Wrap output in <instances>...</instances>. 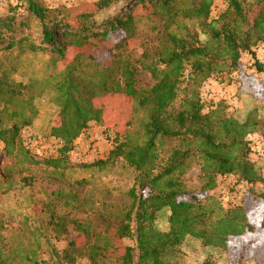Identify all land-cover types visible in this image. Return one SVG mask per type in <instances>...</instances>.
<instances>
[{
	"label": "trees",
	"instance_id": "trees-1",
	"mask_svg": "<svg viewBox=\"0 0 264 264\" xmlns=\"http://www.w3.org/2000/svg\"><path fill=\"white\" fill-rule=\"evenodd\" d=\"M16 1L41 27V44L31 49L47 51L53 63L64 59L71 44L77 46L92 38L103 40L117 30L131 33L135 6H149L159 15L164 37L151 59L144 52L138 66L121 59L89 75L69 64L58 73H49L44 81L31 80L27 84L0 76V110L9 115L11 123L5 126L0 116V144L5 158L13 160L17 154V165L22 169L40 163L20 139V131L30 127L38 114L34 90L38 91L37 97L43 93L50 95L51 104L58 109V123L50 127L49 137L62 142L60 157L44 160L45 165L55 169L65 164L73 142L90 123L104 125L106 129L119 123L118 113L103 100L108 96L127 97L134 105L132 113L140 110L144 115L137 124L126 121L129 132L122 141L114 138L109 154L136 173L134 187L128 193L131 202L120 214L116 235L127 238L134 233L137 253L134 255L132 248H126L122 264H181L179 247L188 240L199 242L208 251L222 252L227 258L229 239L251 231L252 227L241 204L225 206L209 194L216 188L218 177L234 175L250 188L259 186V191L251 194L264 203L262 166L250 161L251 148L246 140L264 128V114L254 108L245 120L238 121L226 114L222 104L204 113L199 88L214 76L233 73L242 52L249 51L253 43H264V0H255L250 8L244 0H225L226 8L216 18L211 15L213 0H195L191 7H183V0H132L134 5L129 11L103 21L101 26L93 21V13L77 15L76 23L71 25L58 21L55 12L39 0ZM109 1L103 0L98 6L104 7ZM180 15L198 22L208 36L204 44L182 24ZM13 20H0V45L8 39L2 49L14 48L25 41L11 40L16 30L27 31L16 29ZM185 67L190 76L176 103ZM256 70L264 79V64L257 63ZM139 71L150 74L154 81L150 88L135 87ZM103 163L70 165L93 167ZM194 167L198 175L192 179L187 175ZM193 181H197V187ZM9 183L4 174L0 194L6 193L5 186ZM164 215L166 227L162 229L158 220ZM259 226L264 229V218ZM32 234V248L21 244L13 247L0 235V264H55L39 259L40 236L35 230ZM97 250L96 247L89 250V264H98ZM64 259L66 264L74 262L66 254Z\"/></svg>",
	"mask_w": 264,
	"mask_h": 264
},
{
	"label": "rangeland",
	"instance_id": "rangeland-1",
	"mask_svg": "<svg viewBox=\"0 0 264 264\" xmlns=\"http://www.w3.org/2000/svg\"><path fill=\"white\" fill-rule=\"evenodd\" d=\"M102 1L39 0L43 6L55 12L58 21L64 20L71 25L76 23L77 15L93 13V21L97 26H101L103 21L129 11L130 6L134 5L132 0H110L106 6L99 7ZM254 1L244 0L245 6L252 7ZM194 2L195 0H183V7H191ZM225 8V0H213L212 18L219 16ZM132 13L134 25L130 29L131 33L117 30L103 40L92 38L77 46L71 44L64 53V59L53 63L51 54L47 51L36 52L31 49L32 46L37 48L41 44V27L38 20L24 8L18 7L16 0H0V20L14 19L13 26L16 29L27 28V31L16 30L15 38L11 39H24L19 46L2 49L1 46L4 47L8 39L0 45V76H10L16 82L27 84L31 80L44 81L49 73H58L69 64L89 75L94 74L97 69L108 68L121 59L138 66L137 62L142 61L144 52L151 59L154 51L161 46L164 34L161 28L162 20L151 7L135 6ZM250 13L253 16L252 10ZM179 20L198 35L201 44L207 41V34L200 29L194 18H184L180 15ZM57 39L60 43L63 42L60 36ZM261 43L264 44L253 43L249 51L242 52L239 66L233 73L214 76L200 86L199 99L204 113L212 110L214 105L222 104L226 114L238 121L245 120L254 108L258 109L260 115L264 114V79L256 70L257 63L264 64L258 59L259 53L256 49ZM189 76L190 71L185 67L176 103L182 97V89ZM206 83L208 86L204 87ZM153 84L154 81L148 72L139 71L136 74V88L144 90ZM34 94V105L38 114L30 127L20 131V139L23 143L24 136L30 135L37 142L38 150L47 152L54 146L49 133L50 127L58 123V109L51 104L50 95L47 93L37 97L38 91L34 90ZM103 101L112 106L113 111L119 115V123L109 129L104 125L88 127L91 133L99 135L96 142L102 147L101 152H104L101 159L88 165L101 161L104 162L103 166L76 167L70 165L67 157L65 164L55 169L44 164V160H47L45 155H35L40 163L22 169L17 165V154L13 160L5 158L3 146L0 144V180L5 174L10 182L5 186L6 193L0 194V224L3 226L0 235L11 246L21 244L23 247L32 248V232L35 230L37 236H40L39 259L50 263L66 264L63 263L67 262L64 259L66 254L73 258V264H89L88 252L92 247L98 248V264H122L126 248H132L136 255L135 234L127 238H118L116 235L120 214L125 212L131 202L128 193L134 187L136 173L121 159L109 157L114 145L107 143L106 132H112L118 142L122 141L129 132V128L125 126L126 121L129 119L137 124L144 113L138 110L133 114L134 105L130 103L129 98L121 95L108 96ZM0 116L3 124L10 126L9 115L0 110ZM82 135L80 138H89L86 134ZM251 139L254 141H250ZM246 140L251 148L249 158L262 166L260 173L264 178V128L248 136ZM7 167H10V170ZM197 175L198 170L194 167L187 176L194 179ZM192 184L198 186L197 181ZM219 184L229 189L230 184L225 180H221ZM255 190L259 191V186L250 188L247 185L236 192L237 200L244 208L252 230L229 239L227 258L222 252L208 251L199 242L188 240L179 247V262L264 264V229L261 230L259 226L264 217V203L251 194V191L256 192ZM214 191L215 189L209 195L214 196ZM227 191L228 195L233 194L232 189ZM136 194L139 196L140 191ZM158 225L162 229L166 227L165 215L160 216ZM54 252L56 256L52 255Z\"/></svg>",
	"mask_w": 264,
	"mask_h": 264
},
{
	"label": "built area",
	"instance_id": "built-area-1",
	"mask_svg": "<svg viewBox=\"0 0 264 264\" xmlns=\"http://www.w3.org/2000/svg\"><path fill=\"white\" fill-rule=\"evenodd\" d=\"M211 15L213 16L214 12ZM256 49L259 53L258 59H260V61L264 63V44L262 43L258 44L256 46ZM207 86H208V83L204 85V87H207ZM86 129L83 134L88 135L89 138L86 139L84 137V138L75 140L72 144V148L70 152L67 154L68 160L70 161L71 164H75V165L89 164L92 161H95V160L97 161L101 159V156L104 154V152H101L102 147L99 145L98 142H96L99 139V135L93 134L90 131L86 133L87 132ZM253 139H251L250 141H254ZM106 140H107V143L110 144V146L114 145L113 143L114 135L112 132L110 131L106 132ZM53 141H54V146L50 149V151L48 150L47 152L46 151L41 152L36 147L38 145L37 142L34 139H32L30 135H26L24 136V139H23V146H25L27 150L30 151L33 155H38V156L45 155L47 159L55 160L59 158L60 156L62 142L54 138H53ZM250 161L252 163L255 162L252 159H250ZM221 180L222 181L225 180L227 184H230L229 189L233 190L232 195H228L227 190L229 189L219 186L220 185L219 183H221ZM245 186H247V184L241 181L237 176L228 175L224 177H218L216 180V188L214 191V196L226 206L238 205L240 203L237 200L236 192L240 191V189H242Z\"/></svg>",
	"mask_w": 264,
	"mask_h": 264
},
{
	"label": "crops",
	"instance_id": "crops-1",
	"mask_svg": "<svg viewBox=\"0 0 264 264\" xmlns=\"http://www.w3.org/2000/svg\"><path fill=\"white\" fill-rule=\"evenodd\" d=\"M94 125H96V124L92 122L90 125H88V127H91V126H94ZM86 131H87L86 133L89 132L88 128L86 129ZM263 218H264V217H263Z\"/></svg>",
	"mask_w": 264,
	"mask_h": 264
}]
</instances>
